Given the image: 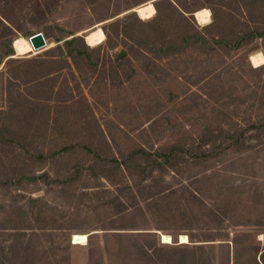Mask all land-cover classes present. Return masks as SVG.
I'll list each match as a JSON object with an SVG mask.
<instances>
[{
    "label": "rangeland",
    "instance_id": "374dc122",
    "mask_svg": "<svg viewBox=\"0 0 264 264\" xmlns=\"http://www.w3.org/2000/svg\"><path fill=\"white\" fill-rule=\"evenodd\" d=\"M86 11L79 0L63 2L49 18L52 35L34 50L26 38L29 34L22 32L41 31L44 23L24 15L18 20L21 33L17 37L23 38L17 41L14 55L29 61L0 63L4 71L0 83L11 74L10 87L26 93L29 76L25 72L36 69L31 59L38 55L46 67L49 56L45 51L58 42L54 37L75 32L83 35L89 47H102L98 54L90 51L82 56L80 69L70 56H64L74 74L65 67L55 84L66 85L64 77L69 80L75 92L72 102L38 100L26 94L19 111L6 114V121L33 137V143L59 147L77 136L99 148L103 138L123 150L136 145L162 147L204 127L217 123L232 127L264 112V60L255 63L251 55L260 52L264 59V46L248 55L244 49L209 54L191 50L156 63L145 60L150 70L135 59L131 75L119 81L106 71L110 61L105 34L100 42L96 37L86 41L85 35L126 11L106 20L91 19ZM198 19L202 24L209 21L211 12L199 13ZM92 62L97 63V72L91 71ZM43 80L51 83L49 77ZM8 105L0 88V108ZM13 155L11 164L8 158ZM5 157L0 166L14 178L12 192L0 193V264H232L234 253L245 257L256 248L264 249L262 142L180 172L155 173L157 177L147 180L151 186L144 185L142 194L127 185L116 194L104 178L91 176L90 155L85 151L61 156L55 168L70 169L74 178L64 186L61 182L41 184L48 191L36 190L31 183L23 188L17 184L23 183L25 170L38 168L37 163H25L9 151ZM36 195L43 198H28ZM235 231H249L246 242L253 244L234 247L222 238ZM167 235L170 238L165 242Z\"/></svg>",
    "mask_w": 264,
    "mask_h": 264
},
{
    "label": "trees",
    "instance_id": "16d2710c",
    "mask_svg": "<svg viewBox=\"0 0 264 264\" xmlns=\"http://www.w3.org/2000/svg\"><path fill=\"white\" fill-rule=\"evenodd\" d=\"M15 1L0 0V63L4 61L6 66L14 61L22 60L25 63L29 61L14 55L17 41L23 38L17 37L18 32L21 33L18 20L26 15L37 24L44 23L40 30L45 37H49L52 35L50 16L68 0H22L23 4L19 5L15 4ZM79 1L83 3L91 19L106 20L126 11L125 15L113 18L101 29L86 34V41L96 37L99 42L105 34V46L110 61L106 71L109 77L117 76L119 81L131 75L135 59L140 60L142 64L146 63L144 67L150 70L149 63L145 60L149 59L156 63L157 60L191 50L205 51L209 54L244 49L248 55L250 51L261 45L264 46V0H154L153 4L149 0ZM133 7L141 17L136 11L129 10ZM204 11L211 12V19L202 24L197 20H199L198 14ZM28 30L25 33L23 31L22 35L33 33ZM54 38L58 42L45 51L49 56V59H46L49 62L46 67L41 65L45 60L37 57L38 55L31 59L36 69L30 70V73L25 72L29 76L26 80L29 84L28 92L24 93L22 88L10 87L11 74L6 76L5 83H0V88L6 93L9 104L6 109L0 108V162L3 164L5 154L9 151L11 155L13 153L20 156L25 163L31 165L37 163L38 166L36 169L32 166L33 169L25 170L21 179L23 183L17 182L22 188L30 183L36 190L44 191H48L49 187L41 184L50 186L53 182H61V186H64L65 182L74 178L73 173L70 169L55 168L56 163L64 154L80 150L90 155L88 170L91 176L104 178L114 186L116 194H119L122 186L125 185L134 193L142 194L143 186L150 188V181L157 177L155 173L161 174L170 169L173 173L180 172L186 166L216 160L228 153L245 152L261 142L264 143V112H262L241 123L236 122L232 127L225 123L204 127L182 141L162 147L136 145L123 150L110 145L109 141L103 138L100 139L99 148L89 139L77 136L71 137L59 147H42L35 144L33 137L28 136L15 124L10 125L6 121V114L11 110L19 111L21 98H26V94H29V98L38 100L44 98L72 102L75 92L69 80L64 77L66 85L55 84L56 77L60 75L62 69L65 67L71 69V63L64 56H70L74 67L80 69L79 62L82 56L90 51L98 54L102 48L89 47L84 42L83 35L75 32ZM119 44L121 47L116 49ZM121 51H124V54H120ZM89 66L91 71L97 72L96 62H92ZM250 66L257 68L258 65ZM71 72L74 74L72 69ZM1 74H4L3 70H0ZM19 76L16 75L15 78L18 79ZM45 77L51 79L49 85L44 84L47 80H43ZM73 78L75 80V77ZM13 158L14 155L8 158L11 164ZM13 176L14 174L10 176V173L5 172L0 166V193L12 192L10 184ZM149 179L150 181L147 182ZM134 193L133 195L136 196L137 194ZM28 198L38 201L43 196H28ZM228 234L222 238L230 240L234 247L243 243L249 246L253 244L250 241L246 242L250 235L249 231H235L231 237ZM189 237L193 240L191 234ZM168 238L170 235H167L163 241L167 242ZM139 247L146 253L144 245ZM258 251L260 250L256 248L253 253L249 252L245 257L234 253L232 264H264V249L259 253Z\"/></svg>",
    "mask_w": 264,
    "mask_h": 264
},
{
    "label": "water",
    "instance_id": "95a60500",
    "mask_svg": "<svg viewBox=\"0 0 264 264\" xmlns=\"http://www.w3.org/2000/svg\"><path fill=\"white\" fill-rule=\"evenodd\" d=\"M129 10H134L137 12V10L134 7L129 9ZM195 11H194V15H195ZM137 14H138V12H137ZM195 17H196V15H195ZM196 19H197V17H196ZM198 22L200 23V21H198ZM27 38L30 40V42L34 48H38V47L46 44V38H45L42 31H35V32L29 34L27 36ZM120 54H124V51H121Z\"/></svg>",
    "mask_w": 264,
    "mask_h": 264
},
{
    "label": "bare ground",
    "instance_id": "6f19581e",
    "mask_svg": "<svg viewBox=\"0 0 264 264\" xmlns=\"http://www.w3.org/2000/svg\"><path fill=\"white\" fill-rule=\"evenodd\" d=\"M138 12V11H137ZM197 12V11H196ZM196 12H195V15L197 16V14H196ZM138 15H139V13H138ZM140 16V15H139ZM85 39H86V35H85ZM15 40V39H14ZM30 41V40H29ZM14 42V41H13ZM31 43V42H30ZM14 44V43H13ZM16 45H17V43H16ZM32 45V44H31ZM33 47V46H32ZM15 49V48H14ZM35 48L33 47V50H34ZM17 50V49H16ZM15 50V51H16ZM252 59L254 60V62L255 63H261L264 59H263V56L261 55V53L260 52H258V53H255V54H253L252 55Z\"/></svg>",
    "mask_w": 264,
    "mask_h": 264
}]
</instances>
